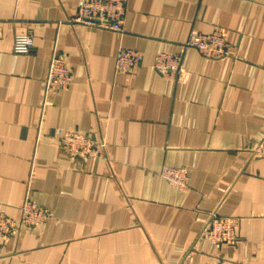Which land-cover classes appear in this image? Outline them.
<instances>
[{
    "label": "crops",
    "instance_id": "0c3cea01",
    "mask_svg": "<svg viewBox=\"0 0 264 264\" xmlns=\"http://www.w3.org/2000/svg\"><path fill=\"white\" fill-rule=\"evenodd\" d=\"M79 0H0V208L20 220L27 197L49 207L39 226L0 243V264H264V0H127L125 31L75 22ZM220 27L235 57L184 53L182 78L159 74L164 51ZM30 31L34 46L13 50ZM120 47L142 55L117 70ZM54 50L73 74L45 93ZM65 129L106 143L71 158ZM184 167L188 187L161 172ZM212 211L240 219L239 239L202 235Z\"/></svg>",
    "mask_w": 264,
    "mask_h": 264
},
{
    "label": "built area",
    "instance_id": "2783aa9c",
    "mask_svg": "<svg viewBox=\"0 0 264 264\" xmlns=\"http://www.w3.org/2000/svg\"><path fill=\"white\" fill-rule=\"evenodd\" d=\"M127 11V0H79L77 14L73 21L86 25L98 26L123 33ZM34 46V36L30 31L15 35L13 50L26 53ZM197 49L208 58L223 59L235 57L233 45L228 41L226 31L217 27L209 33L192 31L183 41L179 52H161L154 63L155 70L170 79L182 78L185 73L184 53ZM117 70L133 71L142 62V55L132 48L120 47L116 54ZM73 82V74L66 56L54 50L45 77V93L53 90L68 89ZM62 150L71 158L97 159L105 156L106 143L85 132L65 129L60 142ZM253 155L264 157V135L251 147ZM161 174L174 186L188 187V174L184 167L166 166ZM21 217L17 221L0 208V243L8 241L19 231V225L29 227L45 224L51 217L49 207L40 205L27 197L20 206ZM240 219L235 216L220 215L212 211L205 221L202 235L216 245L232 244L239 239L237 229ZM215 264H246L240 260H223Z\"/></svg>",
    "mask_w": 264,
    "mask_h": 264
}]
</instances>
